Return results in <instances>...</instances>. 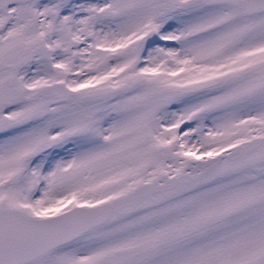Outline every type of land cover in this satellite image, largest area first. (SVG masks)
I'll return each mask as SVG.
<instances>
[{"label": "snow or ice", "instance_id": "1", "mask_svg": "<svg viewBox=\"0 0 264 264\" xmlns=\"http://www.w3.org/2000/svg\"><path fill=\"white\" fill-rule=\"evenodd\" d=\"M0 264H264V0H0Z\"/></svg>", "mask_w": 264, "mask_h": 264}]
</instances>
